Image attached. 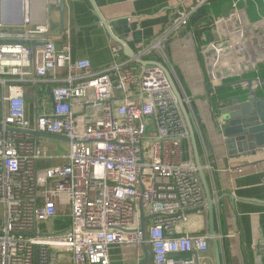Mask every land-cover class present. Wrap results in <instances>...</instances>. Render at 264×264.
<instances>
[{"label": "built area", "instance_id": "obj_1", "mask_svg": "<svg viewBox=\"0 0 264 264\" xmlns=\"http://www.w3.org/2000/svg\"><path fill=\"white\" fill-rule=\"evenodd\" d=\"M212 1H182L156 38L135 46V56L150 64L126 57L111 39L114 62L99 71L89 59L74 61L68 42L58 47L47 24L29 27L31 0H22L20 28L7 30L0 21V264H140L143 245L150 264H199V256L211 249L207 195L164 67L191 117L219 212L223 205L214 176L219 169L194 99L168 53ZM230 1L237 10L248 0ZM4 4L0 0V15ZM226 22L215 20L218 27ZM216 91L214 84L211 92ZM220 112L212 115L222 131ZM35 133L66 138V163L41 169L48 157ZM254 158L253 166L264 165V152ZM248 160L223 172L242 176L241 162ZM194 211L205 216L206 232L183 234L179 228ZM142 214L149 217L145 234ZM65 217L70 224L64 231L40 230Z\"/></svg>", "mask_w": 264, "mask_h": 264}, {"label": "crops", "instance_id": "obj_2", "mask_svg": "<svg viewBox=\"0 0 264 264\" xmlns=\"http://www.w3.org/2000/svg\"><path fill=\"white\" fill-rule=\"evenodd\" d=\"M31 0L30 17L33 28L38 25L49 26L50 38L60 45L68 42L74 61L89 59L93 69L102 70L114 62L111 37L103 26L99 15L109 24L113 35L124 41L131 50L140 43H148L156 38L167 23L177 15L179 4L184 0ZM245 9L251 22L262 23L264 18V0H248L240 3L237 10ZM234 10L230 0H213L212 4L202 9L192 20L189 32L183 33L169 47L172 65L176 69L184 91L193 97L195 109L203 121L205 137L210 147L215 167V180L221 195V211H216V236L221 245L223 264H263L258 256L257 246L264 240V165L253 166L255 156H247L243 161L242 176L223 172L228 166L239 165L242 157L231 158L225 146L224 138L213 123L212 109L207 89L212 85L225 86V94L234 98L248 92L247 84H236L241 76L226 79L223 82L209 79L204 55L222 35V30L234 29L236 23L228 21L219 27L216 19L229 16ZM23 20L22 0H5L0 21L7 30H17ZM221 26V28H220ZM228 32V31H226ZM193 34V41H187L186 35ZM228 34V33H227ZM190 35V34H189ZM243 79H257L253 90L264 92V86L258 82L264 78V65L252 72L244 73ZM236 85H235V84ZM211 93V95H215ZM261 94V93H260ZM230 103V102H229ZM30 104V103H29ZM47 159L40 162V168L59 166L66 163L69 142L40 137ZM209 216V211H208ZM70 224L68 217L59 218L45 228L62 232ZM209 228V223H208ZM207 221L202 213H190L186 224L180 226L183 234H203ZM150 264V261L147 263ZM199 264H216L215 252L211 249L199 256Z\"/></svg>", "mask_w": 264, "mask_h": 264}, {"label": "water", "instance_id": "obj_3", "mask_svg": "<svg viewBox=\"0 0 264 264\" xmlns=\"http://www.w3.org/2000/svg\"><path fill=\"white\" fill-rule=\"evenodd\" d=\"M89 1L92 3L95 11H97L93 1ZM61 2L64 3V0H61ZM99 18L103 26L107 29L111 39L122 46L123 53L126 57L134 59L136 63L141 66L150 64L147 61L137 58L133 50H131L124 41L117 39L113 35L109 24L106 23L102 16L99 15ZM225 19L227 21L226 24L229 20L236 23L234 29L222 30L223 34L219 35L218 40H216L205 53L204 62L207 66L206 71L211 81L241 76L239 82L235 83L247 84L248 92L231 98L229 100L230 109L227 112V115L223 116L222 112H220L219 118L223 124L221 134L224 138L229 157L237 158L241 156L242 158H246L247 156H256L257 154L264 152V95L260 94L259 91L253 90V83L257 79L246 80L242 78L244 73L252 72L256 67L264 65V25L259 22H251L245 9H234L230 12L229 16L225 17ZM164 69L185 116L190 133L195 163L200 169V177L206 191L209 211V233L212 236L211 242L215 252L216 264H223L221 245L216 239L214 201L211 197L210 189L202 169V162L193 123L183 103L182 95L177 88V85L170 72L165 67ZM258 82L264 86V78L259 79ZM224 87L225 86L218 87L217 91ZM47 92L51 95L50 88L47 89ZM207 93L208 95L210 94V89H207ZM212 121L213 123H217V119L215 118H212ZM35 136L68 142L66 138L60 136L42 133H35ZM148 220L149 217H145L142 214V230L144 234L146 221ZM143 250L145 257L140 264H147L150 261L151 255L145 245H143ZM257 252L264 264V240L258 243Z\"/></svg>", "mask_w": 264, "mask_h": 264}, {"label": "trees", "instance_id": "obj_4", "mask_svg": "<svg viewBox=\"0 0 264 264\" xmlns=\"http://www.w3.org/2000/svg\"><path fill=\"white\" fill-rule=\"evenodd\" d=\"M224 89H220L218 91H216L215 95H211V91L209 94V103L212 109V113L214 115L218 114V112L220 110H222V108H220V103L224 102V107L227 106L229 104V100L231 99L230 96L226 95ZM261 94L264 95V92H260Z\"/></svg>", "mask_w": 264, "mask_h": 264}, {"label": "rangeland", "instance_id": "obj_5", "mask_svg": "<svg viewBox=\"0 0 264 264\" xmlns=\"http://www.w3.org/2000/svg\"><path fill=\"white\" fill-rule=\"evenodd\" d=\"M0 96H1V94H0ZM39 103L40 104L42 103L41 98L39 99ZM229 109H230V103L227 106L222 108L221 112H222L223 116L227 115V112L229 111ZM0 112H1V109H0ZM2 215H3V207H0V218L2 217ZM78 228L80 230V233L82 234L83 233V224L82 223H78ZM40 230L41 231H45V230L46 231H50V229H47V228H45V226H42V225L40 227Z\"/></svg>", "mask_w": 264, "mask_h": 264}]
</instances>
